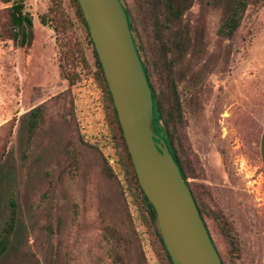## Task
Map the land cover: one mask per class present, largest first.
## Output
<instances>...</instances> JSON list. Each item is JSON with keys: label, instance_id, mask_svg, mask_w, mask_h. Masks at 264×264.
<instances>
[{"label": "rangeland", "instance_id": "1", "mask_svg": "<svg viewBox=\"0 0 264 264\" xmlns=\"http://www.w3.org/2000/svg\"><path fill=\"white\" fill-rule=\"evenodd\" d=\"M258 1L249 0L237 30L223 37L232 0H177L181 14L163 36V57L149 0H121L222 264H264ZM14 2L33 24L21 50L8 39ZM98 75L73 0H0V218L13 200L19 222L0 264H172ZM38 106L30 134L27 114Z\"/></svg>", "mask_w": 264, "mask_h": 264}, {"label": "water", "instance_id": "2", "mask_svg": "<svg viewBox=\"0 0 264 264\" xmlns=\"http://www.w3.org/2000/svg\"><path fill=\"white\" fill-rule=\"evenodd\" d=\"M137 183L172 264H222L192 193L152 129L153 95L120 0H77Z\"/></svg>", "mask_w": 264, "mask_h": 264}, {"label": "trees", "instance_id": "3", "mask_svg": "<svg viewBox=\"0 0 264 264\" xmlns=\"http://www.w3.org/2000/svg\"><path fill=\"white\" fill-rule=\"evenodd\" d=\"M176 1L177 0H149V5H150L149 8L151 10L150 15H151V18L153 21L155 37H156V40H158V42H160L162 44L161 45V51H162L163 57L167 56L166 45H164L163 36H165V33H167V32L169 34H171L173 19L175 21L177 18H179L180 14H181V10L177 7ZM1 2L4 4H8L10 2V0H1ZM73 2L75 4L76 13H77L78 17L80 18V20H81V22H82V24L86 30L89 44L93 48L95 64H96V67L98 69V74H99L98 80L105 87V92L107 94V97L109 98L110 104H111L112 109H113V113L116 117V122H117L120 137H121L122 141H124V139L122 137V132H121L118 120H117L116 112H115V109H114V106L112 103V99H111L110 93L108 91L99 60L97 58L93 44L91 42L86 23L84 21V18H83V15L81 13V10L79 8V5L77 3V0H73ZM256 2H259V1L256 0ZM248 4H249V0H232L231 6H230L229 11H228V15H227L226 19L222 22L220 29H219V32L223 37H231L234 34V32L237 30V28L240 25V22L243 18V15L245 13V10H246ZM125 12H126V15L128 18V23L130 26V31H131L132 37L134 39L139 57L142 61L144 72L147 76L149 86L152 89L153 103H154V107H153L154 122L152 125V129L154 130L155 134L165 142L166 146L168 147L170 154L172 155L176 165L179 168V171H180L183 179L186 181V178H185L183 169L181 167V164L179 162V159L177 158V156H176V154L172 148L173 145H172L171 136H170L169 132L165 129L167 122L164 120V113L162 110L161 103L156 96L155 89H154L153 84L151 82V79H150L151 76H150L149 69L146 66L145 60L142 58L143 56L141 54V47L139 45H137V42L135 40V35H134L135 30L133 27L132 19L130 18L129 12L127 9H125ZM8 16H9V28H11V30H12L11 34L8 35V39H10L14 44H16V45L18 44V47L21 50L26 45H28V43L30 41L29 28H31L33 25L32 19L27 13L24 12V6H23L22 2H14L8 8ZM40 115H41V106H38V107H36V108H34L28 112L26 126H27L28 132L30 134H32V132L35 130V128L38 124ZM124 143H123V147L126 151L127 159L129 161L130 165H132L129 154L127 152L126 145H124ZM134 178L136 180L135 175H134ZM136 187L140 190L144 206L146 207V212H147L148 218L152 222H156V216H155V211H154L153 207L150 205V203L148 202L146 197L143 195L141 189L139 188L138 183H136ZM188 187H189V185H188ZM190 191H191L192 196L194 198V201L197 205L198 211L202 217V221H204L203 216L201 214V210H200V208L197 204V201L195 199V196H194L191 189H190ZM7 208H8L7 216L4 218L3 221L0 218V259H2L3 257H6L9 254V252L11 251L12 246H13V237L16 235L17 230H18V225H19L17 206H16L15 201L9 200ZM158 237H159V241L162 243L161 237L159 235H158ZM211 241H212L213 246L216 249V246H215L213 240H211ZM163 249H164V246H163ZM164 251H165V249H164ZM167 257L169 259L168 254H167ZM169 261H170V259H169Z\"/></svg>", "mask_w": 264, "mask_h": 264}, {"label": "crops", "instance_id": "4", "mask_svg": "<svg viewBox=\"0 0 264 264\" xmlns=\"http://www.w3.org/2000/svg\"><path fill=\"white\" fill-rule=\"evenodd\" d=\"M258 153H259L260 164L264 171V127L261 131L260 138H259Z\"/></svg>", "mask_w": 264, "mask_h": 264}, {"label": "flooded vegetation", "instance_id": "5", "mask_svg": "<svg viewBox=\"0 0 264 264\" xmlns=\"http://www.w3.org/2000/svg\"><path fill=\"white\" fill-rule=\"evenodd\" d=\"M121 1V0H120ZM122 3V2H121ZM123 5V4H122ZM124 7V6H123ZM126 9V8H125Z\"/></svg>", "mask_w": 264, "mask_h": 264}]
</instances>
